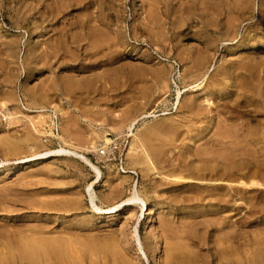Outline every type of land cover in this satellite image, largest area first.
<instances>
[{"label":"rangeland","instance_id":"obj_1","mask_svg":"<svg viewBox=\"0 0 264 264\" xmlns=\"http://www.w3.org/2000/svg\"><path fill=\"white\" fill-rule=\"evenodd\" d=\"M182 1L0 0L2 255L16 250L18 254L20 243L33 236L32 232L44 237L52 235L55 238H48L62 242L70 250L69 256L62 259L65 264H73L70 259L78 255H82L83 264H120L125 259L121 264H163V247L172 238L179 239L174 242L183 238L184 243H180L184 249L186 241V247L195 246L188 248L191 254L185 249L194 257L187 258L184 264H251L248 261L263 250L259 248L264 247V188H244L236 182H264V142L247 137L249 128L261 126L264 130V122L260 123L264 115L261 119L239 100L232 103L231 99L239 92L233 87L248 78L244 64L251 60L264 62V36L255 35L264 28V0H251L250 18L246 14L235 20L229 15L230 20L228 14L226 17L224 11L218 14L222 11H216L211 0ZM52 11L58 14L52 16ZM224 27L228 28L226 32ZM196 56H200V63ZM41 107L45 115L57 117L59 132L71 138V145L66 147L76 154L41 158L40 153L59 147L58 141L37 134L25 116L36 120ZM131 119L135 124L129 131ZM222 129L232 134L229 140L227 134V141L225 134L220 135ZM235 130L245 136L240 139ZM104 132L109 142L102 139ZM28 134L32 136L30 140H26ZM134 134L143 139L148 151L151 146L149 152L156 166L170 178L157 177L154 172L146 174L143 164L133 162L131 153L137 152L132 154L134 157L140 155ZM4 136L6 145L12 142L18 149L10 152L4 145ZM91 140H95V148L88 147ZM240 140L249 151L240 147ZM234 144H240L236 146L242 155L238 156ZM226 145L230 146L232 159L227 155L230 152L223 151ZM133 147L136 150L132 152ZM207 147L214 152L208 153ZM85 159L99 169V177ZM229 170L236 186L210 181ZM178 175L193 180H179ZM134 182L147 204L157 209L151 229L144 227L145 218L137 219V207L127 205L116 212H104L127 198ZM89 190L101 210L91 204ZM40 198L46 199L45 204ZM136 233L146 258L139 253ZM21 234L24 242L18 236ZM156 241L160 253L154 250ZM93 244L95 248L99 244L100 249H94ZM7 247L11 250L5 252ZM106 247L112 251L107 252ZM88 249L90 253L85 252ZM14 258V264H45L41 257L21 258V262L19 256Z\"/></svg>","mask_w":264,"mask_h":264},{"label":"bare ground","instance_id":"obj_2","mask_svg":"<svg viewBox=\"0 0 264 264\" xmlns=\"http://www.w3.org/2000/svg\"><path fill=\"white\" fill-rule=\"evenodd\" d=\"M63 1V0H62ZM163 1H165V0H163ZM180 1V0H179ZM199 1V0H198ZM197 1V2H198ZM201 1V0H200ZM203 1H205V0H203ZM264 2V1H263ZM77 3H78V0H77ZM174 3V2H173ZM179 3V2H178ZM177 3V4H178ZM181 3H183V1L181 0ZM189 3V2H188ZM205 3V2H204ZM198 4V7L200 8V6H199V3H197ZM200 4H202V5H205V4H203L202 2L200 3ZM215 5V7H216V11H222V13H218V14H223V11H224V13H225V15L226 14H228V18L230 19V16H233V20H235V19H237V17H239V16H242V15H246V14H248L249 13V9H251V0H228V2H227V0H226V2L224 1V0H211L210 1V5ZM174 5V4H173ZM180 5V3L178 4V6ZM201 5V6H202ZM262 6V5H261ZM204 7L206 8V6H203L202 8L204 9ZM253 8V7H252ZM201 9V8H200ZM205 11H207V12H209L208 10H206V9H204ZM58 11V10H57ZM57 11H52L51 12V15L52 16H56V15H54ZM191 11V10H190ZM211 11V10H210ZM262 15L264 16V9L262 10ZM57 14H58V12H57ZM217 14V15H218ZM230 15V16H229ZM249 15L250 14H248V16L247 17H249ZM226 17H227V15H226ZM250 18V17H249ZM217 19V18H216ZM232 19V18H231ZM230 19V20H231ZM259 19V18H258ZM232 20V21H233ZM180 21H181V19H180ZM259 21V20H258ZM212 23V22H211ZM229 23H230V21H229ZM232 24V23H231ZM231 24H229V25H231ZM227 25V24H226ZM208 26H210V25H208ZM223 26H225V25H223ZM228 26V25H227ZM226 26V27H227ZM232 27H234L233 25H231ZM116 27H117V25H116ZM225 28V27H224ZM229 28V30H230V26L228 27ZM228 28H225V32H226V29H228ZM258 28V27H257ZM116 29H118V27L116 28ZM119 30V29H118ZM222 30H223V28H222ZM229 30H227V31H229ZM231 30H233V29H231ZM115 31H117V30H115ZM232 32V31H231ZM256 33L257 34H255V35H258V36H261V37H263L264 36V28L262 29V30H260V31H256ZM260 34H262V35H260ZM247 38V37H246ZM206 48V47H205ZM208 48V47H207ZM255 48H257V47H254V49ZM206 50V49H205ZM207 52H208V50H206ZM209 53V52H208ZM211 53H212V51H211ZM202 55V54H201ZM206 55H210V53L209 54H207L206 53ZM255 55H257V54H255ZM203 56H204V58H205V55L203 54ZM249 56H251V55H249ZM196 57H198V59H199V57L200 56H196ZM208 57V56H207ZM206 57V58H207ZM211 57H212V55H211ZM253 57H254V55H253ZM210 58V57H209ZM249 58V57H248ZM256 58H258V57H256ZM197 59V58H196ZM197 59V60H198ZM201 59H202V57H201ZM246 60V59H245ZM258 60V59H257ZM195 61V60H194ZM202 61V60H201ZM200 61V59H199V63L201 62ZM208 61V60H207ZM197 62V61H196ZM243 62H241V64H242ZM195 66V65H194ZM243 65H241V67H242ZM244 66H245V68H248V69H246L245 70V72L246 73H248L249 72V75H248V78L245 80V81H240L239 82V84L238 85H236L235 87H233V88H235V91L237 92V91H239V92H237L236 93V95H234L235 97H233L234 99L232 100L231 99V101H232V103H235L236 101H238V102H240L241 104H243V106L245 105V106H247V107H249V109L253 112V113H255L256 115H259L260 117H261V119H262V117H263V115H264V62H252V60L250 61V63H248L247 65L246 64H244ZM241 67H238V68H240V69H242ZM202 68H204V66H202ZM227 70V69H226ZM244 70V69H243ZM195 72V71H194ZM228 72H230V71H228ZM196 73V72H195ZM193 74V73H192ZM181 75V74H180ZM179 75V76H180ZM183 76V75H182ZM190 76V75H189ZM195 76H196V74H195ZM230 76H231V74H230ZM234 76V75H233ZM191 77V76H190ZM184 79H186V77H183ZM181 79H182V77H181ZM235 79V78H234ZM245 79V78H244ZM224 80H226V79H224ZM167 80H165V82H166ZM236 80H234V82H235ZM164 82V83H165ZM237 82H238V79H237ZM234 85V84H233ZM167 86V85H166ZM163 87L165 88V86H164V84H163ZM167 88H168V86H167ZM167 88H165V89H167ZM232 97V96H231ZM177 102L176 103H178V101H179V99H180V91L179 90H177ZM210 98V97H209ZM208 100H211V99H208ZM229 100V99H228ZM221 101V100H220ZM227 101V100H226ZM224 102V101H223ZM230 102V101H229ZM191 103H192V101H191ZM208 103H209V101H208ZM211 103H212V101H211ZM231 103V105H233ZM225 104V103H224ZM195 105V104H194ZM220 105V104H219ZM229 105H230V103H229ZM1 106H3V105H1ZM192 106H193V104H192ZM225 106V105H224ZM238 106V105H237ZM242 106V105H241ZM190 108H191V106H189ZM234 107H236V106H234ZM56 108V107H55ZM238 108H239V106H238ZM189 110V109H188ZM192 111H193V109H191ZM195 110V109H194ZM41 111V113H39L38 114V118L36 119V120H34L33 118H32V116H27V115H25L28 119H29V121L31 122V124L33 125V128L35 129V131L37 132V134L39 133V134H41L42 136L44 135V136H47V137H50V139H52V140H56V141H58L59 142V147L58 148H55V149H49V150H46L45 152H42V153H40V155H41V158H45V157H48V156H63V155H70V154H76L77 152L76 151H74V150H71V149H68L66 146H70L71 145V138L69 137L70 135L68 134V135H66V134H64V133H60L59 132V122L58 121H56V116H52L51 114H49V116H47V114L45 115L44 114V111H45V109L43 108V107H41V110H38L37 112H40ZM192 111H190V112H192ZM255 119H256V117H255ZM260 120V119H259ZM254 122H257L256 120H254ZM261 122H264L263 121V119H262V121H260V123ZM258 123H259V121H258ZM134 124H135V120L134 119H131L130 121H129V123H128V128H129V131H132V129L134 128ZM263 124V123H262ZM123 125V124H122ZM255 125V124H254ZM258 125V124H257ZM257 125H255V126H257ZM227 126V125H226ZM226 126H224V127H226ZM263 126V125H262ZM259 127V126H258ZM258 127H255V128H249L248 130V133H247V137H249V138H253V139H256V140H258L259 142H264V130L263 129H260V127L258 128ZM188 128H189V126H188ZM262 128V127H261ZM264 128V127H263ZM224 130H228L229 129V127H228V129H225V128H223ZM223 129H222V132H223ZM244 128H242V130H243ZM221 130V129H220ZM187 131V133L190 131V129H188V130H186ZM219 131V130H218ZM231 132L232 133V130L231 129H229L228 130V132ZM238 130H235V133H239V136H240V139H242L243 137H242V135H241V133L238 131ZM241 131V130H240ZM246 131V130H245ZM36 132H35V134H36ZM220 133V135L222 136L223 134H225L224 132L223 133ZM31 133V132H30ZM133 133V132H132ZM215 133V132H214ZM213 133V134H214ZM217 133V132H216ZM235 133H233V135L235 134ZM189 134H190V132H189ZM226 134H227V132H226ZM226 134L224 135V137H225V139H226ZM244 134V133H243ZM29 135H31V134H28V139H26V140H30V138L32 137H29ZM32 135H33V133H32ZM215 135H217V134H215ZM214 135V136H215ZM218 135H219V132H218ZM218 135H217V137H218ZM228 135V134H227ZM26 137H27V134L25 135ZM36 136V135H35ZM38 136H40V135H38ZM38 136L37 137H35V139H34V141H37V138H38ZM220 136V137H221ZM232 136V134H230V135H228L227 136V139L229 140L230 138L229 137H231ZM235 136V135H234ZM5 137V140H4V138H3V142H5L4 143V145H6V136H4ZM96 137V136H95ZM103 138V140L105 141V142H109L110 141V138L108 137V133L107 132H104L103 133V136H102ZM216 137V136H215ZM224 137H222V139H224ZM236 137H238L237 135H236ZM242 137V138H241ZM7 139H11L12 140V138H7ZM22 139H24V138H22ZM21 139V140H22ZM73 140H74V138H72ZM133 139V138H132ZM224 139V140H225ZM227 139H226V141H227ZM234 139V138H233ZM232 139V140H233ZM237 140H239V138H236ZM11 140H8V141H11ZM16 139H14L13 140V142H16L15 144L17 145V140L15 141ZM25 140V141H26ZM191 140V139H190ZM214 140H215V138H214ZM217 140H218V138H217ZM244 140H246V139H244ZM7 141V142H8ZM25 141H22V142H25ZM31 141H32V139H31ZM223 141V140H222ZM231 141V140H230ZM236 141V140H235ZM2 142V143H3ZM28 142V141H27ZM30 142V141H29ZM203 142H205V141H203ZM229 142V141H228ZM227 142V143H228ZM234 142V141H233ZM238 141H236V142H234V143H237ZM244 142V141H243ZM243 142L240 140V144L242 145H240V147L242 148V147H244V144H243ZM250 142V141H249ZM19 143H20V140H19ZM134 143H136L137 144V146L139 147V149H140V155H138V156H136V157H134L135 155H132L135 151L134 150H136L135 149V147H133L132 149V152L133 153H131V155H130V157L131 158H135L134 159V163H141V164H143V166H144V171H147L146 172V174H148V172H154V173H156L157 174V177L158 176H160V177H163V178H170L171 176L168 174L167 175V172L166 173H163L162 171H160L159 169H158V167L156 166V164H155V161L153 160V158H152V152H151V154H150V148H151V146H150V148H149V151H148V147L146 148V146H147V144H146V146H145V144H144V141H143V139L140 137V136H138V135H136V134H134ZM224 143V142H223ZM230 143V142H229ZM239 143V142H238ZM8 145H6L5 147H7L9 150H10V152H12V148H14V150H15V148H17L18 149V147H15L14 146V144H12V142L10 143V142H8L7 143ZM90 144L91 145H89L88 147H91V148H95L96 147V144H95V140H91L90 141ZM202 144H204V143H202ZM216 145H218L217 143H215ZM222 144V143H221ZM230 144H232V143H230ZM230 144H228V145H230ZM201 145V144H200ZM212 145H214V143L212 144ZM211 145V146H212ZM216 145H214V146H216ZM228 145H226L227 146V150L225 149H223L224 148V145H222L223 146V148L222 147H218V148H222L223 149V151H227V153L228 152H230V153H228L227 155H230L231 154V150L229 151L228 150V147H230V146H228ZM235 145V144H234ZM237 145V144H236ZM235 145V146H236ZM239 145H237V146H239ZM246 145V144H245ZM19 146V145H18ZM23 146V145H22ZM25 146H27V145H25ZM203 146V145H202ZM204 146H206V145H204ZM225 146V147H226ZM234 146V147H235ZM237 146H236V148H237ZM249 146V145H248ZM257 146H259V145H257ZM256 146V147H257ZM10 147V148H9ZM20 147V146H19ZM24 147V146H23ZM153 147V146H152ZM232 147H233V145H232ZM231 147V148H232ZM239 147V148H240ZM247 147V146H246ZM255 147V148H256ZM6 148V149H7ZM24 148H26V147H24ZM31 148V147H30ZM208 148V153H210L212 150V148H210V147H207ZM239 148H237V153H238V150H239ZM245 148V147H244ZM243 148V149H244ZM16 149V150H17ZM32 149V148H31ZM35 149V148H34ZM129 149H131V146L129 147ZM157 149V148H156ZM155 149V150H156ZM214 150L216 149V151L215 152H217V148H213ZM233 149V148H232ZM242 149V150H243ZM246 149V148H245ZM244 149V150H245ZM264 149V148H263ZM14 150H13V152H14ZM153 150V149H152ZM200 150L202 151V152H204L205 151V149L203 150V149H201L200 148ZM209 150H211V151H209ZM220 150V149H219ZM218 150V151H219ZM246 150H248V149H246ZM197 151H199V149L197 150ZM197 151H196V153H197ZM201 151H199L200 153H201ZM232 151H235V148H234V150H232ZM249 151V150H248ZM154 152H158V151H154ZM206 153H207V151H205ZM212 152H214V151H212ZM135 153H137V152H135ZM134 153V154H135ZM218 153V152H217ZM232 153H235L236 154V152H232ZM241 153V152H240ZM243 153H244V151H243ZM156 154V153H155ZM161 154V153H160ZM198 154V153H197ZM216 154V153H215ZM158 155V154H157ZM198 155H201V154H198ZM206 155V154H205ZM240 155H242V154H239L238 153V156H240ZM245 155V154H244ZM248 155H252V154H247V156ZM160 156V155H159ZM197 156V155H196ZM226 156V155H225ZM237 155H235V157H236ZM155 157H156V155H155ZM203 157V156H202ZM231 157V155L229 156V158ZM252 157V156H251ZM210 158H213V156L212 157H210ZM229 158H227V159H229ZM234 158V157H233ZM250 158V157H249ZM213 159H215V158H213ZM231 159H232V157H231ZM262 159V158H261ZM88 163H90L87 159H85ZM199 160V159H198ZM201 160H202V158H201ZM230 160V159H229ZM228 160V161H229ZM253 160H256V159H253ZM233 161V160H232ZM257 161V160H256ZM255 162V161H254ZM260 163V162H259ZM254 164V163H253ZM129 165H131L130 163H129ZM196 165V164H195ZM195 165H193V166H195ZM198 165V164H197ZM197 165H196V167H197ZM200 165V164H199ZM198 165V166H199ZM90 166L95 170V172H96V174H97V176L99 177L100 176V171H99V169L96 167V166H94L93 164H91L90 163ZM135 166V165H134ZM140 166H142V165H140ZM193 166H190V167H193ZM213 166V165H212ZM208 167V166H207ZM215 168V167H214ZM140 169H141V167H140ZM161 169V168H160ZM188 169H189V166H188ZM194 169V168H193ZM197 169V168H196ZM242 169V168H241ZM186 170V169H185ZM209 170V169H208ZM251 170V169H250ZM184 171V170H183ZM213 171V170H212ZM215 171V170H214ZM223 171V170H222ZM230 172H227V173H222V174H220V176H218L216 179H213V180H210L212 183H214V184H223V185H225V184H228V186L229 185H231V186H233V184L235 183V182H233V179L234 178H230V177H232V176H234L232 173H231V170H229ZM243 171V170H242ZM125 172H133L134 173V171H130V170H127V171H125ZM203 172V171H202ZM218 172V171H217ZM261 173V172H260ZM186 174H188V172L186 173ZM185 174V175H186ZM190 174H191V172H190ZM192 174H193V171H192ZM209 174V173H208ZM155 175V174H154ZM217 175V174H216ZM156 176V175H155ZM209 176V175H208ZM236 176V175H235ZM243 176H248V174H243ZM263 176V175H262ZM206 177H207V173H206ZM175 178V177H174ZM174 178H173V180H174ZM177 179H179V180H184V179H188V180H193V178L192 177H188V178H185V177H183V176H179L178 175V177H176ZM260 178H262L261 176H260ZM200 179V178H199ZM209 179V178H208ZM226 179V180H225ZM247 179V178H246ZM176 180V179H175ZM190 182V181H189ZM237 184H239V185H242V186H245L244 188H246V186H254V187H257V188H264V182H262V181H260V180H258V179H256V180H254V179H251L250 180V182L248 181V182H246V181H244V180H242V179H239L238 180V182H236V185ZM235 185V184H234ZM235 185V186H236ZM212 186H213V184H212ZM132 187V192H130V194L127 196V198H125L124 200H122L120 203H118V204H115V205H113V206H110L108 209H106L104 212L105 213H112V212H116L117 210H118V208H120V207H122V206H127V205H129V206H133V207H137L138 208V213H137V215H136V217H137V219L140 221V220H143L144 218H145V220H144V223H145V228H147V229H151L152 228V225H153V220H154V213L156 212V208H155V206H149L148 204H147V202H146V200L144 199V197L142 196V194L138 191V189H137V183L136 182H134V184L131 186ZM230 187V186H229ZM237 187H239V186H237ZM234 188V187H233ZM248 188V187H247ZM231 190V189H230ZM233 190V189H232ZM256 190V189H255ZM90 191V190H89ZM141 191V190H140ZM235 192V191H234ZM243 192V191H242ZM245 192V191H244ZM251 192V191H250ZM253 192V191H252ZM255 192V191H254ZM236 193V192H235ZM239 193V192H238ZM237 193V194H238ZM234 194V193H233ZM246 194V193H245ZM251 194V193H250ZM249 194V195H250ZM254 194V193H253ZM259 194H261V192L259 193ZM247 195H248V193H247ZM252 195V194H251ZM228 196V195H227ZM258 196V195H257ZM250 197V196H249ZM249 197L247 198L248 199V201H252L251 199L249 200ZM240 198V197H239ZM243 198V197H242ZM259 198V197H258ZM245 199V198H244ZM247 199H245V200H247ZM257 199V198H256ZM39 200H41V198L39 199ZM38 200V201H39ZM44 200H46V199H44ZM44 200H41V202H44V204H45V201ZM55 200H58V199H55ZM55 200H54V203H55ZM62 200V199H61ZM258 200V199H257ZM256 200V201H257ZM65 201V200H64ZM90 201H91V204L93 205V207L96 209V210H101L100 209V207H98V206H96L95 205V203H94V194H93V192L92 191H90ZM49 202V200L46 202V204ZM53 202V201H52ZM57 202V201H56ZM70 203H71V201H69ZM253 202V201H252ZM259 202H260V200H259ZM39 203H40V201H39ZM249 203V202H248ZM258 203V202H257ZM57 204V203H56ZM60 203L58 202V205H59ZM73 204H74V202H73ZM254 204V203H253ZM252 204V205H253ZM262 204V203H261ZM57 205V206H58ZM62 205V204H61ZM60 205V206H61ZM69 205V204H68ZM251 204H250V206H252ZM257 205H259V203L257 204ZM256 206V205H255ZM255 206H252V207H255ZM249 207V206H248ZM237 208V207H236ZM251 208V207H250ZM232 210V209H231ZM255 210V209H254ZM247 212H249L248 210H247ZM253 213H255V212H253ZM116 215V214H115ZM136 219V220H137ZM242 220H243V218H242ZM13 226V225H12ZM19 226H21V224L19 225ZM24 226V225H23ZM27 226V225H26ZM9 227V226H8ZM39 227V226H38ZM5 228H7L6 226H5ZM14 228V227H13ZM1 229V228H0ZM3 229V228H2ZM21 229V228H20ZM41 229V228H40ZM11 230H13V229H11ZM188 231H186V232H188L189 233V229H187ZM262 231V230H261ZM3 232V231H2ZM8 232V231H7ZM191 232H193V231H190V233ZM228 232H230V231H228ZM5 233V232H4ZM9 233V232H8ZM15 233V232H14ZM14 233L12 232V234L14 235ZM24 233V232H23ZM26 234H27V232H25ZM24 233V235H25V237L26 236H28V235H26ZM29 233V232H28ZM34 235L33 236H29V237H26L27 239H25V242H24V238H22V234L21 235H18V236H20L22 239H23V242L24 243H22L21 241V239L19 238V237H17V240H20V241H18L21 245H22V247L18 250V254H16L17 253V250H16V253L13 251H11V252H8V253H6V256H4V255H2L1 254V251H0V264H14L13 263V261H14V257H18L19 256V258H20V262L22 261L21 260V258H27V257H32V258H39V257H41V258H43V262L45 263V264H65V262L64 261H62V259H63V257H65V256H69V255H67V252L69 251L70 252V250H66L65 248H66V246H64L63 245V243L62 242H60L59 240H52L51 238L49 239L48 237H52V235L50 236V235H47L46 236V234H45V237H47V238H45L43 235H35V233L34 232H32ZM31 233V234H32ZM18 233H16V235H17ZM52 234V233H51ZM174 234V233H173ZM176 234L177 233H175L174 235L176 236ZM219 234V233H218ZM228 234V233H227ZM256 234H258L257 232H256ZM174 235H173V237H174ZM178 235V234H177ZM187 235H189V234H187ZM231 235V234H230ZM232 235H234V234H232ZM11 236V235H10ZM54 236V235H53ZM58 236H61V238L62 239H64V237H62V235H58ZM179 236V235H178ZM183 236V235H182ZM258 236V235H257ZM3 237V236H2ZM9 237V236H8ZM13 237H15V236H13ZM67 237V236H66ZM71 237V236H70ZM136 237H137V243H138V250H139V253L140 254H142V255H144V257L146 258V252H145V249H144V247H143V245H142V242H141V240H140V238H139V236H138V234L136 233ZM177 237V236H176ZM180 237H181V235H180ZM184 237H187V236H184ZM260 237H261V235H260ZM52 238H55V236L54 237H52ZM60 238V237H59ZM67 238H69V237H67ZM172 238V237H171ZM223 238V237H222ZM255 238V237H254ZM13 239H15V238H13ZM13 239L11 240V242H13ZM56 239H58L57 238V236H56ZM66 239V238H65ZM173 239V238H172ZM172 239H169L170 240V242H167V245H166V247H165V249H164V247H163V250L164 251H162V253L165 255V259H164V262H163V264H184L183 262L184 261H186V259L187 258H189L190 256H193V255H190L191 253H190V250H188V248L190 249V247L191 246H194V245H192L191 244V246L189 245L188 247H186V245H188L186 242H185V249L190 253H188L184 248H183V244H181L180 242H183L184 243V239L183 238H180V239H182L183 241H181L180 240V242H174V240H177V239H174V240H172ZM187 239H189L188 237H187ZM224 239V238H223ZM228 239V238H227ZM239 239V238H238ZM76 240V239H75ZM169 240H167V241H169ZM179 240V239H178ZM177 240V241H178ZM186 240V239H185ZM230 240V239H229ZM253 240V239H252ZM14 241H16V239L14 240ZM62 241V240H61ZM69 241V240H68ZM165 242H166V240H164ZM173 241V242H172ZM216 241V240H215ZM218 241H220V239H218L217 240V242ZM227 241V240H226ZM6 242V241H5ZM65 242V241H64ZM81 242V241H80ZM231 242V241H230ZM238 242H241V241H239L238 240ZM256 242V241H255ZM3 245L2 246H4V240H3V242H1ZM8 243V242H7ZM14 243H17V241L16 242H14ZM19 243H18V245H19ZM89 243H91L90 241H89ZM93 243H95V241H93ZM98 243H100V242H98ZM105 242H103L102 244H104ZM189 243H191V241H189ZM242 243V242H241ZM245 243V242H244ZM243 243V244H244ZM10 244V243H9ZM66 244V243H65ZM85 244V243H84ZM111 244V243H110ZM228 244V243H227ZM232 244V243H231ZM240 244V243H239ZM247 244V243H246ZM8 244H6V246H7ZM67 245V244H66ZM104 245H106V244H104ZM118 244H116V246H117ZM245 245V244H244ZM9 246V245H8ZM14 246V248H15V245H13ZM68 246H70V245H68ZM93 246H94V244H93ZM93 246H91V247H93ZM98 246H99V244H98ZM98 246H96V248H95V246H94V249H96V250H99L100 249V247L99 248H97ZM108 246V245H107ZM164 246H165V244H164ZM198 246V245H197ZM243 246V245H242ZM247 246V245H246ZM253 246V245H252ZM262 246V245H261ZM5 247V246H4ZM101 247H103V246H101ZM119 247V246H118ZM118 247H117V249H118ZM195 247V246H194ZM193 247V249L191 248V250L193 251L195 248ZM220 246H218V248H219ZM223 247H224V245H223ZM223 247H222V244H221V248H222V250H223ZM226 247V246H225ZM240 247V246H239ZM17 248V247H16ZM120 248V247H119ZM217 248V247H216ZM229 248V247H228ZM258 248H259V246H258ZM8 249H10L9 247H7V249H4V250H6L5 252H7V250ZM69 249V248H68ZM87 249V248H86ZM94 249H91L90 248V250H93V252L95 251ZM123 249V248H122ZM227 249V248H226ZM232 249H233V247H232ZM259 249H263V250H258V252L256 253V255L254 256V254H255V252H254V254L252 255V257L254 256V258L251 260V261H248V263H251V264H264V254H263V252H264V247H260ZM11 250V249H10ZM78 250V249H77ZM105 250L107 251V252H110V250L112 251V249H109L108 247H106L105 248ZM119 250V249H118ZM154 250L155 251H157L158 253H160L159 252V244H158V241H156V243H155V245H154ZM218 250V249H217ZM216 250V251H217ZM234 250H236L235 248H234ZM233 250V251H234ZM240 250V249H239ZM253 250V249H252ZM9 251V250H8ZM89 252V249L88 250H86L85 252ZM119 251H121L122 253H123V251L120 249ZM186 251V252H185ZM195 251V250H194ZM232 251V250H231ZM230 251V252H231ZM243 251V250H242ZM242 251H241V254L243 255V253H242ZM255 251V250H254ZM68 252V253H69ZM121 252H119L120 254H121ZM197 252H198V250H197ZM238 252V251H237ZM245 252V251H244ZM2 253H3V250H2ZM90 253V252H89ZM106 253V252H105ZM225 253V252H224ZM73 254V253H72ZM86 254V253H85ZM120 254H118V255H120ZM124 254V253H123ZM123 254H121V255H123ZM199 254V253H198ZM217 254V253H216ZM226 255H227V253H225ZM230 254V253H229ZM233 254V253H232ZM74 255V254H73ZM93 255V254H92ZM102 255V254H101ZM100 255V256H101ZM114 255V254H113ZM120 255V256H121ZM130 255V254H129ZM163 255V256H164ZM195 255H196V253H195ZM204 255V254H203ZM91 256V255H90ZM95 256L97 257V255L95 254ZM126 258L128 257L129 258V256H126V255H124ZM162 256V255H161ZM220 256V255H219ZM104 257V256H103ZM102 257V258H103ZM110 257V256H109ZM194 257V256H193ZM203 257V256H202ZM240 257V256H239ZM12 258V259H11ZM71 257H69V259H70ZM111 258V260H112V258L113 257H110ZM109 258V259H110ZM164 258V257H163ZM198 258V257H197ZM196 258V259H197ZM245 258V257H244ZM244 258H242L243 260L242 261H244ZM18 259V258H17ZM107 259V258H106ZM105 259V260H106ZM122 260H123V258H121ZM125 259V258H124ZM191 259H192V257H191ZM194 259V258H193ZM192 259V260H193ZM220 259H221V257H220ZM224 259V258H223ZM10 260V261H9ZM101 260H103V259H101ZM126 260V259H125ZM125 260L123 261V262H125ZM129 261H130V258L128 259ZM127 260V261H128ZM200 260V259H199ZM208 260V259H207ZM228 260H230V259H228ZM240 260V259H239ZM29 261V260H28ZM33 261H35V259L33 260ZM38 261V260H37ZM116 261V260H115ZM119 261V260H118ZM121 261V260H120ZM131 261H132V259H131ZM202 261V260H201ZM245 261H247V259L245 260ZM70 262H73V264H83V258H82V255H78V256H72V258L70 259ZM103 262H105V261H103ZM123 262H121V263H123ZM208 262V261H207ZM224 262V261H223ZM231 262V261H230ZM238 262V261H237ZM39 263V262H38ZM102 263V262H101ZM110 263H112V261H110ZM120 263V264H121ZM133 263H134V261H133ZM188 263V262H187ZM192 263H194V262H192ZM199 263V262H198ZM200 263H202V262H200ZM209 263V262H208ZM226 263V262H225ZM236 263V262H235ZM234 263V264H235ZM239 263H241L240 261H239ZM20 264V263H19ZM91 264H92V262H91ZM112 264H114V263H112ZM128 264V263H127ZM129 264H131V263H129ZM244 264V263H243Z\"/></svg>","mask_w":264,"mask_h":264}]
</instances>
